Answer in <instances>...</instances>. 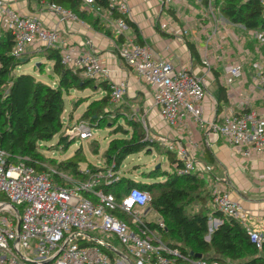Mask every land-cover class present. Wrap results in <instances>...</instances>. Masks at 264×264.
I'll list each match as a JSON object with an SVG mask.
<instances>
[{
    "label": "built area",
    "instance_id": "2783aa9c",
    "mask_svg": "<svg viewBox=\"0 0 264 264\" xmlns=\"http://www.w3.org/2000/svg\"><path fill=\"white\" fill-rule=\"evenodd\" d=\"M81 1L85 9L92 10L95 6L94 0ZM106 1L109 10L125 16L129 14L125 0ZM188 1L207 2L209 9L213 2L162 0V4L172 7ZM258 3L264 8V0H258ZM45 7L57 17L59 24L79 22L74 14L59 6L45 4ZM94 11L100 12L97 8ZM0 27L13 37L11 55L15 59L21 58L32 47L58 49L61 42L57 27L48 28L40 17L23 15L3 0H0ZM114 29L124 40L123 45L116 48L119 60L150 88L152 107L162 122L171 129L179 128L185 120L201 125L206 98L204 81L184 68L156 58L145 45L129 40V29L124 21L114 22ZM251 33L264 44V32ZM188 34V30L179 31L180 36ZM215 34L216 31L212 37ZM227 46L228 42L224 40L216 46V51ZM221 55L229 62L225 70L226 84L240 79L243 73L241 60H229L231 56L226 52ZM60 58L64 67L72 72L79 70L81 77L107 82L112 102L121 100L126 94V83L110 82L108 70L96 56L79 53L75 47H65L60 50ZM201 63L209 70L213 58L205 53ZM257 68L255 81L264 86V63ZM209 125L212 135L241 152L243 157L264 159V112L235 113L226 109ZM68 135L89 141L94 136V129L86 122H76ZM168 150L175 151L176 159L183 164L182 176H202L211 171L208 166L199 170L189 150H174L169 144ZM10 158L0 149V195L5 199L0 202V264H133L127 255L115 250L113 241L123 247L134 264H220L203 257L195 259L165 246L159 236L165 228L163 222L158 219L150 223L145 218V210L150 206L148 193L131 189L118 199L104 193L102 187L120 179L114 164L106 171L97 170L91 175L85 172L88 178L79 181L54 171L36 173L26 164V158L16 162H11ZM212 208L222 217L236 222L249 242L258 251L262 250L264 237L260 225L241 204L230 199L229 192L213 188ZM150 224L157 229H151ZM102 249L113 253L117 260L112 261ZM56 254L59 255L54 259Z\"/></svg>",
    "mask_w": 264,
    "mask_h": 264
},
{
    "label": "trees",
    "instance_id": "16d2710c",
    "mask_svg": "<svg viewBox=\"0 0 264 264\" xmlns=\"http://www.w3.org/2000/svg\"><path fill=\"white\" fill-rule=\"evenodd\" d=\"M24 1L59 6L70 11L78 20H88L91 27L105 34H107V31H104L105 27L93 16L94 9L110 12L114 20L124 21L129 31L134 34V42L143 45L136 25L125 15L116 10H109L106 0H94L95 6L92 10L85 9L81 0ZM203 3L207 5V2ZM212 5L214 9L218 6L220 15L228 23L242 26L248 32H264V8L259 5L258 0H213ZM123 43L124 40L120 37L118 46H122ZM12 47L13 37L10 32H0V149L11 157V162L26 158V164L36 173H41L46 171L44 158L39 152L41 143L51 142L53 138L58 137L56 145L66 151L75 142L69 145L70 140L67 136L59 135L63 128L60 120L64 112L63 93L73 88L98 90L104 93L100 99L86 108L81 120L77 121L86 122L93 128L95 122L102 123L112 119L107 113L111 104L109 87L105 81L95 82L83 78L79 76V70L72 72L64 67L61 64L60 50L43 48V58L51 63L52 76L57 81L55 87L48 86L32 75L17 71L29 61L22 57L15 59L11 55ZM187 47L191 56L198 59L194 47L190 44H187ZM218 92L217 115L221 113L222 105L227 102L223 86H218ZM126 124L133 131L130 137L113 138L104 154L107 168L114 164V171L120 170L127 157L142 152L148 153L155 147L154 142L146 138L139 122L126 119ZM117 132L123 133V130L118 129ZM166 153L172 173L157 169L153 174L143 175L144 180H152L153 183L120 178L116 183L102 187L104 193L111 194L116 199L131 189L148 193L149 208L159 215L165 227L159 232L161 242L168 248L179 250L183 255H199L220 264H264V242L262 250L258 251L236 222L220 214L218 215L221 216L222 223L211 233L209 241L205 240L209 235V218L206 210L200 208L197 212L191 211L187 214V208L193 202L192 198L201 207L206 202L198 196L205 186L194 174L182 176L180 172L183 164L176 159L173 152ZM203 155L208 163H213L208 151L205 150ZM83 162L85 158L78 149L72 160L57 164L58 171L54 172L57 174H60L59 171L66 172L68 177L85 181L88 173L91 175L97 170H90L87 174L80 172L79 165ZM157 176L164 180H156ZM58 184L63 185L62 182ZM210 199L212 201V198ZM4 201V197L0 195V202ZM124 219L128 221V218ZM150 228L157 229L154 224H150ZM102 251L112 260L111 252L105 249Z\"/></svg>",
    "mask_w": 264,
    "mask_h": 264
},
{
    "label": "crops",
    "instance_id": "0c3cea01",
    "mask_svg": "<svg viewBox=\"0 0 264 264\" xmlns=\"http://www.w3.org/2000/svg\"><path fill=\"white\" fill-rule=\"evenodd\" d=\"M3 1L23 15L40 17L48 28L57 27L61 37L57 50L75 47L79 53H89L99 58L109 72V81L125 82L126 97L130 99L139 97L152 123L153 120L155 123L158 122L157 110L152 107L150 88L140 82L134 76L132 69L125 66L117 56L114 35L116 20L108 12L93 14L94 18L105 27L104 31H107L105 34L91 27L88 20L59 24L57 17L46 9V3H28L24 0ZM125 1L129 9L126 17L136 25L143 45L148 47L156 58L171 62L177 68H184L204 81L206 98L203 105V123L196 126L191 121L185 120L179 128L171 129L161 122L165 128L164 141L173 146L174 150L181 148L189 150L199 170H203L205 166L210 167L211 171L208 174L194 175L203 182L209 192L211 188H222L229 192L230 199L241 204L260 225L264 237V159L243 157L241 152L230 148L222 139L212 135L209 125L217 115L219 85L224 87L227 99L219 114L224 113L226 109H231L235 113H242L245 110L264 112V86L255 81L258 68L254 69L255 72L252 74L248 72L250 58H239L242 62V77L226 84L225 70L229 62L227 59L218 62L215 57L216 46L224 40L228 41L229 33L242 26L226 22L219 10L217 12L213 7L209 9L203 2L196 4L188 1L184 5L166 7L163 6L162 0ZM207 11L212 14L217 12L220 22H216L213 16L210 17ZM180 30H188V37L180 36ZM214 31L216 34L212 37ZM128 33L127 36L134 41V34L131 31ZM187 44L194 47L198 59L191 56ZM205 53H209L213 58L209 70L201 63ZM224 61L226 62L223 63ZM261 63L264 62L260 60L258 65L260 66ZM160 127H162L160 131H163V126ZM205 150L211 154L212 164L206 161L203 155ZM200 208L206 210L209 218L208 238L210 239L211 233L222 223V218L213 210L211 199H207L202 207L199 204L195 212ZM150 212L156 215L153 221L148 220L150 223L160 220L159 215L150 208L145 210L146 216ZM209 239L205 238L207 242Z\"/></svg>",
    "mask_w": 264,
    "mask_h": 264
},
{
    "label": "rangeland",
    "instance_id": "374dc122",
    "mask_svg": "<svg viewBox=\"0 0 264 264\" xmlns=\"http://www.w3.org/2000/svg\"><path fill=\"white\" fill-rule=\"evenodd\" d=\"M212 7L213 5L211 8ZM215 11L218 12V6L216 7ZM217 12L213 13V15L210 11H207V14L210 17L213 16L216 22H220V20H218L220 19V16L217 14ZM96 13L100 14L101 12ZM244 30L245 29L243 27L239 29H233L231 33H229L230 36L227 37L228 46L222 47L221 49L219 48V50L216 51L217 53L215 57L217 58L218 62H221L223 59H226V56L221 55V52H226L230 54V58L232 59L236 58L238 60L239 58H250V70L248 72L252 74L255 72L254 69L259 66V61L262 60V62H264V44L259 43L255 39L253 33H251L258 31L248 32ZM0 32H4L1 27ZM128 34L129 33H127V35ZM114 35L115 42L117 45L120 44V37L115 31ZM127 38L131 40L128 36ZM43 56V48H30L22 56V58L28 60L29 63L19 67L17 71L32 75L42 83L51 87H55L57 81H55L52 76L51 63L45 60ZM225 62L226 61L223 63ZM253 65L254 69L252 68ZM103 95L104 94L98 90H78L76 88L63 93L64 112L60 118L63 128L59 135H67V138L70 140L69 145L72 144V142H75L73 145L69 146L66 151L62 150V148L56 145L58 137L53 138L51 142L41 143L39 152L44 158V166L46 171H58L56 165L61 162L72 160L75 152L78 149L81 150V153L85 158V162L79 165L80 172H90V170L106 171L107 166L104 154L108 148V145L113 138L130 137L129 135L133 131L132 128L126 124V119H130L141 124L146 138L153 141L155 147L148 151V153L142 152L140 154L127 157L118 171L119 177L134 179L137 182L153 183L152 180H144L143 175L153 174L157 169H159L161 172L172 173L169 160L166 157V152L169 150L168 143L164 141L165 139H163L165 128L161 123L162 120L158 115V122L155 123L153 120L152 123L150 120L151 118L149 117L150 115L145 113L143 103L139 97L130 99L124 95L119 101H111V104L107 109V113L112 117V119L102 123H93L94 136L91 140L80 141L76 140V136L68 135V132L73 130L75 123L81 120L80 118L85 112L86 108L90 104L95 103ZM159 124L163 126V131H160L162 127H160ZM118 129L123 130V133L117 132ZM59 173L65 176L68 175V173L62 171H59ZM156 180L163 181L164 179H160V176H157ZM212 189L213 188H211L209 192L207 188L202 187L201 192L198 193L199 199L207 200L212 198ZM191 200L193 202H191L190 206L187 208V214L198 209L199 204L196 202V200L193 198ZM155 217L156 215L150 212L147 214L146 219L153 221ZM206 238L209 239L208 236ZM113 243L115 245V250L127 255L131 263L134 264V260L124 251L123 247L116 241H113ZM113 255H111L113 257L112 260L116 261L117 257L115 255L114 257Z\"/></svg>",
    "mask_w": 264,
    "mask_h": 264
},
{
    "label": "water",
    "instance_id": "95a60500",
    "mask_svg": "<svg viewBox=\"0 0 264 264\" xmlns=\"http://www.w3.org/2000/svg\"><path fill=\"white\" fill-rule=\"evenodd\" d=\"M111 252H113V253H115L116 254V252L113 250V249H109ZM59 254H56L55 256H54V259L58 256ZM195 259H199L201 256H199V255H196V256H193ZM49 262H45L44 264H48Z\"/></svg>",
    "mask_w": 264,
    "mask_h": 264
}]
</instances>
